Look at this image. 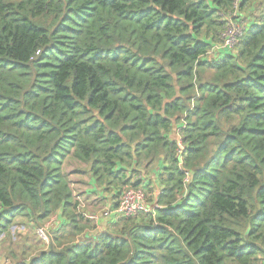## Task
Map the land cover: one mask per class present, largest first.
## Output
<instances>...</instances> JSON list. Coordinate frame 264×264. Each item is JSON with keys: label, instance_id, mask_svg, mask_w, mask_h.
<instances>
[{"label": "trees", "instance_id": "trees-1", "mask_svg": "<svg viewBox=\"0 0 264 264\" xmlns=\"http://www.w3.org/2000/svg\"><path fill=\"white\" fill-rule=\"evenodd\" d=\"M263 6L0 0V233L18 218L57 220L37 228L45 248L13 264H256ZM232 25L234 51L209 57ZM71 163L86 166L85 194L111 193L110 208L130 186L158 206L87 232ZM142 165H157L152 181Z\"/></svg>", "mask_w": 264, "mask_h": 264}, {"label": "rangeland", "instance_id": "rangeland-1", "mask_svg": "<svg viewBox=\"0 0 264 264\" xmlns=\"http://www.w3.org/2000/svg\"><path fill=\"white\" fill-rule=\"evenodd\" d=\"M231 29L232 27L230 28V30ZM229 33H233V32L230 31ZM232 36H233V45L229 48L226 49L221 48V49L231 50L232 52L234 51V44H235L234 41L236 35L232 34ZM221 49L219 50L215 49L214 51L209 52L208 56L211 58L216 57L218 54H220L219 52L221 51ZM154 167H152L153 170L147 171L146 169H144L142 165V169L139 170L138 175L142 178H147L148 181L150 180L152 181L153 179L152 172L157 170V165L155 168ZM70 168L79 169L70 176L71 180L73 181L72 189L74 196L79 202V212L82 213L83 215L96 216L98 218V220L95 221L96 219H87L84 217L90 222V225L88 226L86 231L87 232L90 231V233H98L97 231L100 230L99 229L100 223L102 222L104 226L103 228H105L106 227L105 219L113 218V216H109L110 205H107V202L109 201L107 197L108 196L110 197L111 193L103 192L101 197L97 194H90V195L85 194L84 191L90 188V186L88 185L89 180L87 173L84 172L86 171V166L74 165V163H71L68 169ZM142 191L144 190L142 189ZM143 193L146 201L148 203H151L150 199L148 198L150 196H146V193H148V191L147 192L144 191ZM24 221L22 220V218H18L13 224H11L7 228L6 231L0 233V264H13L15 258H12V254H18L19 256L20 254H23L21 256L25 257L26 255L28 256V258H30L35 253H37L39 249L45 248L44 243H47V241L43 242L39 238V236L36 233V229L38 227L47 224V226L50 225L47 229V231H49L51 228H55L53 224L57 220H56V216H52L48 221H46L44 224L39 226H35L32 224L30 225L29 223L26 224V222ZM96 222H98L99 225L98 227L97 225H95ZM256 264H264V253L259 256V259L256 261Z\"/></svg>", "mask_w": 264, "mask_h": 264}, {"label": "built area", "instance_id": "built-area-1", "mask_svg": "<svg viewBox=\"0 0 264 264\" xmlns=\"http://www.w3.org/2000/svg\"><path fill=\"white\" fill-rule=\"evenodd\" d=\"M231 27L232 29L230 30ZM230 31H232L233 33H229ZM240 32L241 30L239 31V29L236 26L233 25L229 26L228 29L226 30V33L224 34L223 42L219 45L214 46L212 51H214L215 49L219 50L221 48L226 49L231 47L233 45L232 34L233 35L235 34L237 36L238 34H240ZM154 205L155 207L158 206L156 204ZM154 208L150 203L146 201L142 189L130 186L123 189L121 196L119 197L116 205L112 209H109V216L129 217L137 213H145V214L153 213ZM87 217L91 219L97 218L96 216H87ZM36 233L43 241H48L47 235L43 228L36 229Z\"/></svg>", "mask_w": 264, "mask_h": 264}, {"label": "crops", "instance_id": "crops-1", "mask_svg": "<svg viewBox=\"0 0 264 264\" xmlns=\"http://www.w3.org/2000/svg\"><path fill=\"white\" fill-rule=\"evenodd\" d=\"M218 55H219V54H218ZM218 55H217V56H218ZM149 182H150V181H149ZM154 188H155V186H154ZM157 193H158V189L155 188V192H153L154 196L157 195ZM107 217H108V216H107ZM97 220H98V218H96L95 221H97ZM106 221H107V219H105V222H106ZM95 225H97V227H98V226H99V225H98V222H96ZM103 227H104V226H103V224H102V222H101V223H100V228H99V229L102 230V229H104Z\"/></svg>", "mask_w": 264, "mask_h": 264}, {"label": "clouds", "instance_id": "clouds-1", "mask_svg": "<svg viewBox=\"0 0 264 264\" xmlns=\"http://www.w3.org/2000/svg\"><path fill=\"white\" fill-rule=\"evenodd\" d=\"M144 192V191H143ZM110 209H112V208H110Z\"/></svg>", "mask_w": 264, "mask_h": 264}]
</instances>
